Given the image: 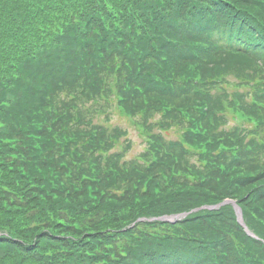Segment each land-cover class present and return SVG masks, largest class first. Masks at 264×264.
<instances>
[{"label": "trees", "instance_id": "1", "mask_svg": "<svg viewBox=\"0 0 264 264\" xmlns=\"http://www.w3.org/2000/svg\"><path fill=\"white\" fill-rule=\"evenodd\" d=\"M0 264H264V0H0Z\"/></svg>", "mask_w": 264, "mask_h": 264}, {"label": "rangeland", "instance_id": "2", "mask_svg": "<svg viewBox=\"0 0 264 264\" xmlns=\"http://www.w3.org/2000/svg\"><path fill=\"white\" fill-rule=\"evenodd\" d=\"M227 84L228 86L224 87V90L231 94L235 91L238 92H243L242 88L234 87L237 85L238 82H236L233 79H229ZM220 90V88L218 89ZM116 102L114 101V104L112 103L109 106V110L107 111L106 114L100 115L96 118V122L99 124H102L104 126H107L108 128H119L126 134L124 137L120 138V141L115 147V151L121 150L124 146L128 145L129 149L126 152L125 158L126 159H133L138 156L145 148H146V135L144 134V130L142 127L139 125V118H131L123 114L122 111L118 110L117 105L115 104ZM233 114V115H232ZM230 114L229 119H228V126L229 127H234L236 125H240L241 121L239 118H237L235 113L233 112ZM158 119V116L154 118V121ZM247 128H250L249 124L246 122H242ZM227 126V127H228ZM181 130L180 129H175L172 128L166 132L161 133L162 136L166 140H177L179 139L181 135ZM154 134H158L156 130L153 131Z\"/></svg>", "mask_w": 264, "mask_h": 264}, {"label": "water", "instance_id": "3", "mask_svg": "<svg viewBox=\"0 0 264 264\" xmlns=\"http://www.w3.org/2000/svg\"><path fill=\"white\" fill-rule=\"evenodd\" d=\"M229 203H232V202L231 201H225L224 203H222L220 205H217L215 207H209V208L210 209H215V208H218L221 205H225V204H229ZM232 204H234V203H232ZM236 212H237V215H238L239 220L241 221V213H240V210L238 209V207L236 208ZM182 216H185V214H183ZM161 220H167V218L164 217V218H161Z\"/></svg>", "mask_w": 264, "mask_h": 264}]
</instances>
